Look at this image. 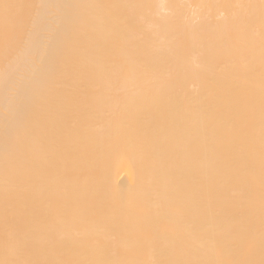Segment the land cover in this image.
I'll list each match as a JSON object with an SVG mask.
<instances>
[{
	"label": "bare ground",
	"instance_id": "1",
	"mask_svg": "<svg viewBox=\"0 0 264 264\" xmlns=\"http://www.w3.org/2000/svg\"><path fill=\"white\" fill-rule=\"evenodd\" d=\"M0 264H264V0H0Z\"/></svg>",
	"mask_w": 264,
	"mask_h": 264
}]
</instances>
